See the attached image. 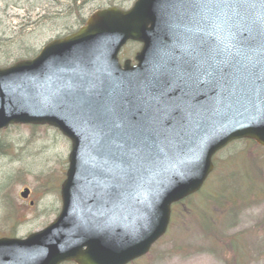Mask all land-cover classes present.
<instances>
[{"label":"water","instance_id":"water-1","mask_svg":"<svg viewBox=\"0 0 264 264\" xmlns=\"http://www.w3.org/2000/svg\"><path fill=\"white\" fill-rule=\"evenodd\" d=\"M129 40L143 48L122 68ZM11 124H48L73 145L61 214L27 240H0V264H128L201 188L217 151L243 138L264 146V0L97 12L0 70V130Z\"/></svg>","mask_w":264,"mask_h":264},{"label":"rangeland","instance_id":"rangeland-1","mask_svg":"<svg viewBox=\"0 0 264 264\" xmlns=\"http://www.w3.org/2000/svg\"><path fill=\"white\" fill-rule=\"evenodd\" d=\"M135 1L77 0L75 4L74 0H0V67L34 58L46 44L71 34L82 20L100 9H129ZM139 50V44H130L122 51L120 60L133 61ZM236 147L245 149L250 146L231 145L219 158L225 159L234 153ZM70 151V141L50 127L16 126L0 132V238H25L43 230L56 219L61 210L60 187L68 168ZM214 177L208 184L217 187ZM26 187L31 196L23 201L19 193ZM30 201L34 202L33 206L29 205ZM263 203L249 207L235 219L229 218L227 224H222L227 230L223 231L229 235L251 236L255 250L261 246L257 254L243 264H264ZM186 206L181 204L178 210L184 211ZM188 210L192 211V208ZM182 221V216L178 215L154 251L135 264L235 263L230 254L224 259L217 250H208L202 232Z\"/></svg>","mask_w":264,"mask_h":264},{"label":"trees","instance_id":"trees-1","mask_svg":"<svg viewBox=\"0 0 264 264\" xmlns=\"http://www.w3.org/2000/svg\"><path fill=\"white\" fill-rule=\"evenodd\" d=\"M245 145L250 147L242 149L235 157H227L221 161L215 174L216 192L204 191L195 199L183 203L188 205L184 217L187 221L195 223L207 238V249L217 250L224 259L230 254L234 264H243L247 258L257 254L259 248L255 250L252 239L243 235H227L222 224H225L230 216L236 218L241 210L257 205L264 199V150L260 151L249 142ZM252 153L254 157L250 155ZM240 157L247 165L238 169L234 162ZM202 197L203 201L197 204V199ZM191 204L195 207L190 206ZM190 207L192 211L188 210ZM216 207L221 214L216 213ZM177 213H182V209H177ZM251 250L255 251L252 253Z\"/></svg>","mask_w":264,"mask_h":264}]
</instances>
